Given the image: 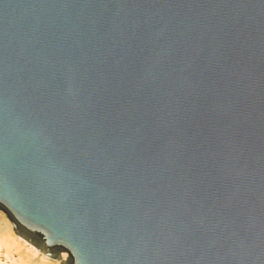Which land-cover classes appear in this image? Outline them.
<instances>
[{
    "label": "water",
    "instance_id": "95a60500",
    "mask_svg": "<svg viewBox=\"0 0 264 264\" xmlns=\"http://www.w3.org/2000/svg\"><path fill=\"white\" fill-rule=\"evenodd\" d=\"M0 211L61 264H264V0H0Z\"/></svg>",
    "mask_w": 264,
    "mask_h": 264
},
{
    "label": "bare ground",
    "instance_id": "6f19581e",
    "mask_svg": "<svg viewBox=\"0 0 264 264\" xmlns=\"http://www.w3.org/2000/svg\"><path fill=\"white\" fill-rule=\"evenodd\" d=\"M1 249L6 250V254L1 253ZM17 252L18 258L14 254ZM0 254H2L10 264H61V261H54L38 251L26 240L19 237L15 232L13 225L6 215L0 211ZM66 255H63V259ZM0 264H8L0 260Z\"/></svg>",
    "mask_w": 264,
    "mask_h": 264
},
{
    "label": "rangeland",
    "instance_id": "374dc122",
    "mask_svg": "<svg viewBox=\"0 0 264 264\" xmlns=\"http://www.w3.org/2000/svg\"><path fill=\"white\" fill-rule=\"evenodd\" d=\"M1 253L2 254H6V250L5 249H1ZM2 254H0V260L4 261L5 263L8 262V264H10V261L7 260ZM14 256H15L16 259H19L17 252H15ZM16 264H18V261H17ZM19 264H21V263H19Z\"/></svg>",
    "mask_w": 264,
    "mask_h": 264
}]
</instances>
